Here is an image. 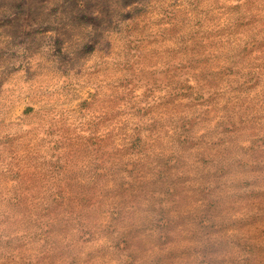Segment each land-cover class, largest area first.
<instances>
[{"label":"rangeland","instance_id":"374dc122","mask_svg":"<svg viewBox=\"0 0 264 264\" xmlns=\"http://www.w3.org/2000/svg\"><path fill=\"white\" fill-rule=\"evenodd\" d=\"M0 264H264V0H0Z\"/></svg>","mask_w":264,"mask_h":264}]
</instances>
